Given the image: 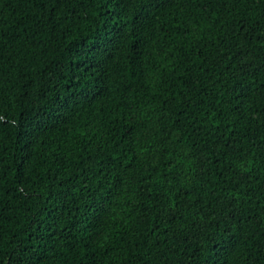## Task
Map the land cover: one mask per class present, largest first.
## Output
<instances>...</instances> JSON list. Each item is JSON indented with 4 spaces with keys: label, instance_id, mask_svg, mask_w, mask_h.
<instances>
[{
    "label": "trees",
    "instance_id": "16d2710c",
    "mask_svg": "<svg viewBox=\"0 0 264 264\" xmlns=\"http://www.w3.org/2000/svg\"><path fill=\"white\" fill-rule=\"evenodd\" d=\"M0 264H264V0H0Z\"/></svg>",
    "mask_w": 264,
    "mask_h": 264
}]
</instances>
